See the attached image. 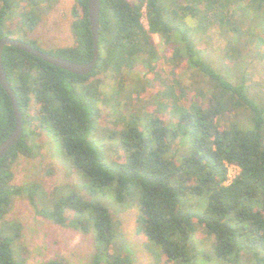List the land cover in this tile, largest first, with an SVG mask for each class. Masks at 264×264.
Masks as SVG:
<instances>
[{
    "label": "trees",
    "instance_id": "16d2710c",
    "mask_svg": "<svg viewBox=\"0 0 264 264\" xmlns=\"http://www.w3.org/2000/svg\"><path fill=\"white\" fill-rule=\"evenodd\" d=\"M13 1L0 0V38L9 36L4 20ZM23 1L46 7L58 2ZM24 14L29 33L40 14ZM71 16L73 43L48 52L85 63L93 57L88 0H74ZM214 31L223 45L211 47ZM153 34L169 46L171 61L184 62L200 90L190 96L187 89L162 82L153 96L155 112L130 111L128 122L116 117L122 124L112 131L124 160L113 167L94 139L97 109L89 80L103 74L114 81L135 71L137 88L142 87L136 66L155 73L160 63ZM25 41L40 49L35 39ZM97 47L96 66L88 74L3 47L2 67L21 114L22 135L0 158V219L14 198L25 197L37 215L92 235L89 264H132L128 253L113 251L111 214L91 196L71 190L46 209L36 198L45 191L41 182L14 183L16 160L38 155L37 140L50 130L74 168L89 179L91 191L113 184L121 202L132 185L138 187L140 231L161 247L168 264H194L195 223L213 236L217 258L238 264L247 254L254 264H264V91L249 71L264 72V0H100ZM118 95L115 89L111 110L120 106ZM14 127L12 104L0 84V143ZM226 164L239 168L228 183ZM195 195L205 198L200 212L185 203ZM19 228L0 236V264H28L12 249ZM37 264L65 263L55 257Z\"/></svg>",
    "mask_w": 264,
    "mask_h": 264
},
{
    "label": "rangeland",
    "instance_id": "374dc122",
    "mask_svg": "<svg viewBox=\"0 0 264 264\" xmlns=\"http://www.w3.org/2000/svg\"><path fill=\"white\" fill-rule=\"evenodd\" d=\"M13 2L4 20V26L9 30V38L19 41L35 39L39 48L46 52L73 43L70 23L74 0H58L49 7L27 4L23 0ZM29 10H35L37 14L39 12L40 21L33 31L28 33L24 13ZM144 12L145 9L141 21L147 26ZM211 33V47L221 45L223 40L213 35L215 31ZM152 37L160 63L155 73L146 72L142 67L136 66V69L142 72L138 81L142 83L140 84L142 87L137 88L135 71H126L114 81L104 78L103 74L89 80L95 89L92 100L97 109L94 139L102 148L104 161L113 167H117L124 160L123 150L119 147L115 132L112 131L119 129L122 124L116 122V117L118 119L125 117L126 119H123L128 122L130 111H141L143 114L155 112L153 96L162 82L172 84L176 90L185 88L190 96L198 95L200 90L198 83L188 76L184 62L181 59L171 61L168 58L169 46L158 34H153ZM249 71L253 73V81L259 82L264 91V72L256 73L251 67ZM115 89H119L120 106L115 108L116 110H111L109 103L113 104L117 100ZM37 141L40 145L39 154L30 158L20 157L13 165L14 183L41 182L45 191L41 190L36 198L39 205L46 209L71 190L83 195L88 194L104 205L111 214L113 251L128 253L132 258V264H168L161 247L146 239L140 231L138 220L140 192L137 186L132 185L127 198L121 202L115 200L113 184L93 192L88 186L89 179L74 168L71 157L63 150L59 139L50 130H45ZM226 169L231 175L237 171V168L230 164H226ZM191 198L194 199L189 202L185 200L186 205L195 211H202L205 205L204 196L195 195ZM17 226L20 227V235L15 237L12 249L15 255L24 257L28 264H37L55 257H62L65 264H89L94 252L92 235L55 224L37 215L25 197L14 198L9 212L0 219V236L14 235L18 231ZM190 244L196 251L194 264H231L215 256L212 247L213 236L198 223H195ZM238 264H254L253 258L244 254L240 256Z\"/></svg>",
    "mask_w": 264,
    "mask_h": 264
},
{
    "label": "water",
    "instance_id": "95a60500",
    "mask_svg": "<svg viewBox=\"0 0 264 264\" xmlns=\"http://www.w3.org/2000/svg\"><path fill=\"white\" fill-rule=\"evenodd\" d=\"M99 13H100V0H88V17L90 22V31L93 40V57L91 58L90 61L85 63H77L61 58L52 53L35 48L25 41L14 40L7 36L0 38V84L10 98L15 116V127L13 131L0 143V158L7 152V150L10 147H12V145L22 135L21 114L17 106L14 91L12 90L6 78V74L2 67L1 54L3 47L5 45L13 46L29 54H32L38 58H41L44 61L49 62L57 67L68 70L70 72L77 74H88L96 66V62L98 59L97 43H98Z\"/></svg>",
    "mask_w": 264,
    "mask_h": 264
},
{
    "label": "built area",
    "instance_id": "2783aa9c",
    "mask_svg": "<svg viewBox=\"0 0 264 264\" xmlns=\"http://www.w3.org/2000/svg\"><path fill=\"white\" fill-rule=\"evenodd\" d=\"M230 165H232V166L234 165L237 168V171L233 175H231L229 172L227 173L226 183L230 182L231 179L239 172L238 166H236L235 164H230ZM227 169H229V168L227 167Z\"/></svg>",
    "mask_w": 264,
    "mask_h": 264
}]
</instances>
